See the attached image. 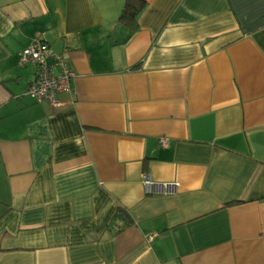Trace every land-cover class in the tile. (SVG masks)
<instances>
[{
	"label": "crops",
	"instance_id": "crops-1",
	"mask_svg": "<svg viewBox=\"0 0 264 264\" xmlns=\"http://www.w3.org/2000/svg\"><path fill=\"white\" fill-rule=\"evenodd\" d=\"M144 1L131 31L125 0H0V264H264V0Z\"/></svg>",
	"mask_w": 264,
	"mask_h": 264
},
{
	"label": "built area",
	"instance_id": "built-area-1",
	"mask_svg": "<svg viewBox=\"0 0 264 264\" xmlns=\"http://www.w3.org/2000/svg\"><path fill=\"white\" fill-rule=\"evenodd\" d=\"M31 65L36 74L28 85L26 94L36 103H47L58 107V94L69 91L72 71L68 68L65 57L51 53L46 42L35 39L18 54V66ZM160 145L165 146L166 140L160 139ZM141 184L147 195H172L177 192L178 184L173 182H156L150 175L143 174ZM151 236L147 237L150 240Z\"/></svg>",
	"mask_w": 264,
	"mask_h": 264
},
{
	"label": "trees",
	"instance_id": "trees-1",
	"mask_svg": "<svg viewBox=\"0 0 264 264\" xmlns=\"http://www.w3.org/2000/svg\"><path fill=\"white\" fill-rule=\"evenodd\" d=\"M145 5L144 0H125L118 22L131 31H136L138 29V16L145 8ZM116 215L127 219L125 212L121 210H117Z\"/></svg>",
	"mask_w": 264,
	"mask_h": 264
}]
</instances>
